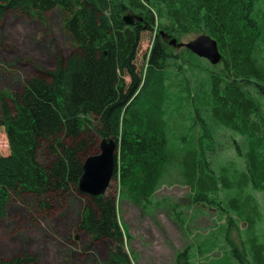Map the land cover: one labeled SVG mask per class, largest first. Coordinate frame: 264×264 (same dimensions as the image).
Segmentation results:
<instances>
[{"label":"trees","instance_id":"1","mask_svg":"<svg viewBox=\"0 0 264 264\" xmlns=\"http://www.w3.org/2000/svg\"><path fill=\"white\" fill-rule=\"evenodd\" d=\"M56 9L74 52L18 81V91H0L10 151L0 156V220L9 217L14 195L31 197L44 212L72 198L83 205L77 231L107 244L103 264H133L112 183L97 197L78 188L86 158L114 139L112 182L122 195L148 208L173 168L194 205L225 220L204 239L206 252L245 227L242 254L234 249L211 264H264V200L257 197H264V0H0V21L10 11L42 16ZM129 13L144 22L126 25ZM149 30L152 48L139 68ZM194 30L218 43L219 65H202L187 49L173 53L170 41ZM225 131L228 157L221 153ZM33 261L23 255L0 264Z\"/></svg>","mask_w":264,"mask_h":264},{"label":"rangeland","instance_id":"2","mask_svg":"<svg viewBox=\"0 0 264 264\" xmlns=\"http://www.w3.org/2000/svg\"><path fill=\"white\" fill-rule=\"evenodd\" d=\"M63 20L64 15L56 9L42 16L10 11L0 21V91L10 88L18 91V81L55 69L59 57L74 52L71 39L63 29ZM204 34L202 30H194L184 35L180 43H189ZM154 36L155 31L151 30L143 34L137 56L139 68H145L148 63ZM182 52L183 49L173 50L175 55ZM201 64L210 63L202 59ZM176 128L173 131H179ZM230 136V132H223L222 150L228 146ZM9 153L7 134L1 128L0 156ZM221 153L226 157L231 155L224 150ZM112 193L133 264H211L213 260L228 257L234 249L243 252L244 225L231 229L216 250H204V239L222 227L225 220L216 211L194 205L191 188L178 179L173 168L146 209L122 195L116 180L112 182ZM257 197L264 200L261 194ZM70 200L64 208L54 204L53 209L44 212L35 207L31 197L14 195L9 217L0 220V259L27 255L34 260L30 264H103L107 244L94 243L85 233L77 231L83 205L72 204Z\"/></svg>","mask_w":264,"mask_h":264},{"label":"water","instance_id":"3","mask_svg":"<svg viewBox=\"0 0 264 264\" xmlns=\"http://www.w3.org/2000/svg\"><path fill=\"white\" fill-rule=\"evenodd\" d=\"M126 25L134 26L142 24L144 18L135 13H129L123 17ZM170 45L178 49H187L195 56L208 61L212 66H217L222 61V54L218 43L209 35H202L189 43H178L172 39ZM119 146L114 139L102 141L100 153L89 156L84 161V173L79 181L80 192L90 197L104 195L116 173L117 156Z\"/></svg>","mask_w":264,"mask_h":264},{"label":"built area","instance_id":"4","mask_svg":"<svg viewBox=\"0 0 264 264\" xmlns=\"http://www.w3.org/2000/svg\"><path fill=\"white\" fill-rule=\"evenodd\" d=\"M150 54V51H149V53H148V55Z\"/></svg>","mask_w":264,"mask_h":264}]
</instances>
